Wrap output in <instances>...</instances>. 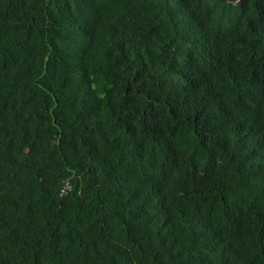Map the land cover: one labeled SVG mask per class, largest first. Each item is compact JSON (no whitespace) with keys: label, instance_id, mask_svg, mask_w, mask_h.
Returning a JSON list of instances; mask_svg holds the SVG:
<instances>
[{"label":"trees","instance_id":"16d2710c","mask_svg":"<svg viewBox=\"0 0 264 264\" xmlns=\"http://www.w3.org/2000/svg\"><path fill=\"white\" fill-rule=\"evenodd\" d=\"M0 264H264V0H0Z\"/></svg>","mask_w":264,"mask_h":264},{"label":"water","instance_id":"95a60500","mask_svg":"<svg viewBox=\"0 0 264 264\" xmlns=\"http://www.w3.org/2000/svg\"><path fill=\"white\" fill-rule=\"evenodd\" d=\"M219 1H222L224 3L233 4V5H240L242 3V0H239V1L219 0Z\"/></svg>","mask_w":264,"mask_h":264}]
</instances>
